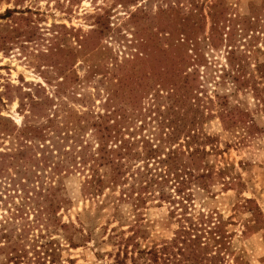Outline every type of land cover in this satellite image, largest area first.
Returning <instances> with one entry per match:
<instances>
[{"label":"trees","instance_id":"trees-1","mask_svg":"<svg viewBox=\"0 0 264 264\" xmlns=\"http://www.w3.org/2000/svg\"><path fill=\"white\" fill-rule=\"evenodd\" d=\"M178 3L162 10L169 50L159 49L157 54L162 65L171 64V69L161 66L158 70L157 93L163 95L167 89V98L172 100L168 112L175 114V109L181 116L170 122L167 133L150 132L138 139L128 126L126 134L123 132L122 109L117 103L125 85L123 77L116 79L118 88L108 93L103 112L69 106L68 102L81 94L76 88H84V83L110 73L101 45L105 36L102 32L95 34L98 42L87 54L92 64L85 76L80 78L74 61L80 51L65 50L69 51L66 60L50 66L62 75L55 94L29 97L26 103L21 100L19 110L29 113L21 125L0 116V140H10L0 152V209L7 208L9 214L0 220V264H78L76 258L65 254L94 239L91 229L82 222H66L60 215L73 205L66 182L73 175L82 177L83 197L93 201L105 195L100 210L113 206V219L126 222V238L119 228L112 232L120 231V240L109 235L116 248L109 253L110 264H247L223 224L212 225L204 215L198 221L184 217L188 210L184 202L191 200L187 191L192 185L209 191L215 185H231L238 180V176H229V167L214 170L207 162L211 150H220L214 144L217 138L202 126L206 119L217 118L234 138H247L256 118L262 115L258 112H264L263 68L257 69L259 81L246 71V64L233 46L227 52L228 64L218 68V62L209 61L205 53L212 36L199 37L197 23L191 24L197 13L196 1L192 0L194 8L188 13ZM208 7L217 34L232 17L221 0ZM86 38H78L80 49ZM201 67L205 68V76L201 75ZM132 69V74H126V90L132 91L129 105L137 110L152 96L154 86L140 76L132 79ZM210 84L216 89L208 96ZM240 93L256 95L261 109L255 114L245 100H240ZM81 97L85 99V94ZM131 119L133 116H126V125ZM139 130H144L143 126ZM150 203L167 205L171 216L178 220L171 237H151L143 218ZM179 208L185 212L178 214ZM27 214H33V219Z\"/></svg>","mask_w":264,"mask_h":264},{"label":"rangeland","instance_id":"rangeland-1","mask_svg":"<svg viewBox=\"0 0 264 264\" xmlns=\"http://www.w3.org/2000/svg\"><path fill=\"white\" fill-rule=\"evenodd\" d=\"M176 1L186 13L194 8L192 0H0V40L5 42L0 44V47L4 46L0 48V116L21 125L28 113L19 110L21 100L26 103L29 97L43 98L55 94V85L59 84L62 75L50 66L66 60L69 51L65 50L80 51L74 61H77L80 78L85 76L92 64L87 54L98 42L95 34L102 32L105 36L101 45L108 57L105 64H109L110 73L84 83L87 84L84 88H76L77 92L85 94V99L78 94L68 102L69 106L77 110L91 108L103 112L108 93L118 88L116 79L123 77L125 85L117 98L123 114V132L126 134L128 126L129 132L135 133L138 139L150 132L167 133L170 122L181 116L175 109V114L168 112L172 100L167 98V89L161 87L164 94L157 93L158 70L161 66L171 69V64L162 65L157 54L159 49L169 50L162 10ZM195 1L197 13L191 24L197 23L199 37L212 36L213 41L208 42L210 46L205 50L209 61L218 62L221 69L228 64L227 52L229 46H233L246 64V71L260 81L257 69L263 68L261 71L264 72V0H221L228 7L227 13L232 21L227 22L225 27L220 26L217 34L214 33L208 7L216 0ZM82 36H88L89 40L83 39L80 49L78 38ZM136 60L139 61L137 66L134 65ZM132 68H135L132 79L140 76L146 84L154 86L152 96L145 99L137 110L129 105L132 91L126 90V74H132ZM201 71V75L205 76L204 67ZM214 89L213 84L208 85L207 95L211 96ZM239 96L255 114L261 109L257 106L256 95L240 93ZM259 113L262 115L256 118L251 134H241L247 135L242 139L240 135L234 138L235 135L225 131L217 118L205 120L202 129L217 138L214 144L220 150L218 153L211 150L207 162L214 170L229 167V176H238V180L231 185H215L209 191L192 185V189L187 191L191 200L184 202L188 206L184 217L198 221L204 215L205 219L212 221V225L223 224L247 264H264V112ZM126 116H133L134 121L131 119L126 125ZM140 126L144 130H139ZM9 141L0 140V152L9 146ZM81 181L79 175L66 179L68 196L73 205L60 215L66 222H82L85 228H90L94 241L71 250L65 256L76 258L78 264H110L109 253H114L116 248L109 235H114V240H120L122 230L126 238V222L121 224L113 219V206L100 210L105 195L93 201L83 197ZM184 212L183 208L177 210L178 214ZM144 213L143 218L154 238L171 237L179 224L171 216L167 205L154 206L150 203ZM8 216L7 208H1L0 220ZM25 216L33 219V214ZM113 228H119L120 233L112 232Z\"/></svg>","mask_w":264,"mask_h":264}]
</instances>
